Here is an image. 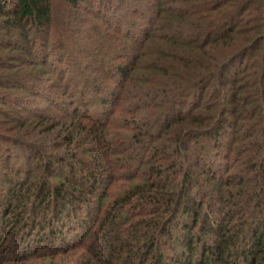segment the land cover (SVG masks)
I'll return each mask as SVG.
<instances>
[{
	"label": "trees",
	"instance_id": "trees-1",
	"mask_svg": "<svg viewBox=\"0 0 264 264\" xmlns=\"http://www.w3.org/2000/svg\"><path fill=\"white\" fill-rule=\"evenodd\" d=\"M138 1L147 3L150 26L133 43L118 26L114 46L105 47L115 53L111 63L117 75L107 74L115 86L89 91L74 79L61 86L66 73L47 80L50 53L36 56L33 42L48 39L54 23L51 1L0 0V144L25 147L38 166L42 162L47 178L35 196H52L55 208L42 237V230L27 234L10 227L5 235L13 224L6 222L1 258L11 252V264L68 254L74 248L13 256L23 245L22 236L44 246L63 238L67 226L69 235L72 220L80 219L73 213L78 204L107 199L104 187L116 181L122 182L120 193L103 216L91 220L99 224L88 249L92 257L84 254L88 260L76 264H97L99 255L109 264H264V0ZM66 2L75 12L85 4L93 10L89 0ZM106 36L114 38L110 32ZM44 81L52 84L50 95L33 87ZM93 90L96 95L88 97ZM104 93L108 97L101 99ZM27 98H44L52 105L63 101L69 107L60 117H53L51 108L35 113L24 103L12 107ZM97 102L110 107L105 119H79L80 110L88 115ZM39 132L56 135L46 146L56 155L33 140ZM225 147L221 167L223 160L218 164L212 158ZM64 148L83 165L77 173L72 163L62 162L72 187L50 183ZM209 167L224 174H209ZM196 189L199 198L193 195ZM15 208L10 205L9 211ZM24 215L20 211L14 228ZM180 218L182 233L175 240L183 249L166 263L161 246L173 239L172 225Z\"/></svg>",
	"mask_w": 264,
	"mask_h": 264
},
{
	"label": "rangeland",
	"instance_id": "rangeland-1",
	"mask_svg": "<svg viewBox=\"0 0 264 264\" xmlns=\"http://www.w3.org/2000/svg\"><path fill=\"white\" fill-rule=\"evenodd\" d=\"M50 1L54 13V23L52 27L49 28L50 37L48 39L44 37L38 38L35 40V42H33V45L36 43L35 49L37 50V57L43 58V56L45 57L46 54L50 53V62L44 68V71L49 73L46 79H50L51 77H53V74H58L59 72L66 73L65 81L64 83L60 84L61 86L66 85L69 79H74L80 81V83H84L85 85H87L89 91L90 88L97 89L101 87H105L108 88V90H111L115 86V82L109 80L107 78V74L113 76L117 75L116 69L111 63V60L115 53L114 51H112V49H106L105 47H107L108 43H110L112 47L114 46V41L115 39L117 40L118 37L116 35L118 26H123V33L127 31L130 33L132 38L127 39L129 43H133L134 40L142 37V29L149 27L152 19L151 16H148V7L146 8L145 6L147 5V3L138 0H89L90 4L93 5L92 11L87 8L85 4L82 5V8L79 11L75 12L68 5L66 0ZM105 21L110 22V26L105 25ZM109 32L114 35V38H107L106 34ZM14 40L15 39H13V41ZM54 83H56V81ZM33 87L36 88L35 91H40L36 93H41L42 91H44V95H50L49 92L52 91V84L48 81H44L42 83L34 82ZM76 89L77 86L75 85V83L70 85L71 91H75ZM53 91L55 94V90ZM56 92L59 91L56 90ZM89 94L90 96L88 97L96 95L95 91L94 93L91 92ZM105 97H108L107 93L101 94L100 98L105 99ZM20 103H24L28 109L30 108L35 113H41L44 110L51 108V115L53 117H60L63 114V111L65 109H68L67 107H69L68 104H64L63 101H60L55 105L48 104L47 100L44 98L23 99V101L20 102L16 101V103L13 104L12 107H20ZM109 110V105H104L97 102L96 105L91 107L90 113L88 115H85V110H80L79 119H82L84 122L89 121L88 119L92 118L93 120V118L97 117L105 119V116L108 114V112H110ZM7 112L8 115L13 117V114L9 110ZM115 119H120L119 115ZM37 134L38 136L33 140L40 143V145H43L45 152H48L50 154L53 153L56 155L57 152H54L55 150L46 147L54 143L56 135L50 136L48 133L43 132H39ZM227 139L228 137L223 140L222 145H226ZM57 141L61 145H66L65 143H62V140ZM71 149H73L74 151L76 147L73 146ZM225 152L226 147L219 149L215 152V154L213 155L214 158L212 159H215V162L219 164V161L222 162ZM30 155H32V152H28L27 150H25V147H22L20 145L14 146L12 144H0V234L2 232L1 229L3 230L5 228L7 221H12L13 224L16 222V219L19 218L17 216L19 215L20 211L26 214L23 216V222L19 223V225L22 226L19 227L18 225L19 229L18 227L16 229L14 228L16 225H8L5 230V235L9 234L8 230L10 227L16 232L20 230L27 234H30L29 232H31L32 229L33 231L35 229L34 233L42 230L41 236H39L42 237V234L44 235L47 233V231L44 229L46 227L48 218H53L55 208L54 201L51 198L52 196L47 197V199L43 197L37 198L35 196L38 186L44 183V178H47L46 170L43 169L42 162L38 166V161L36 160L35 156L30 157ZM58 157L59 162H55V170L53 171L54 174L53 177H51L50 183L51 185L57 183H66L68 187H72V184H69V181L67 180L68 177L70 179V175H68L69 169L66 164L62 162L65 159V161H67V164L72 163L74 168L77 170V173H79V170L83 168V165H80L77 161H75V159L73 160V157L67 153V149L65 148L58 152ZM78 159H80V157ZM225 163L226 162H224L223 160V164H220L221 167ZM215 169L209 167L207 171H209V174H224L223 169L220 170L219 167ZM56 172L61 173L63 176L60 174L62 177L57 178ZM79 176L80 174L78 175V177ZM78 179L79 178H76V180L74 181L77 182L79 181ZM121 185L122 182L119 181L114 182L109 187H107L108 185H105L104 188H106L108 192L107 199L96 197L90 199V202L88 201V203H83L82 205L78 204V212L73 210V213L75 215H79L80 219L76 217L77 219L72 220L73 226L70 227H72L73 231L69 230V235L67 231L69 226H67V228H64L66 230V233L63 235V238L62 236H59L58 239L55 240L54 244H44V246L41 243L37 246V244L33 241L34 237L28 238V236H25V238L23 239L22 236L23 245L22 247H19L18 251L16 250V253H13V256L17 255L19 252L24 251H38V253L40 251V253L43 254L44 252L64 251L67 247L74 248L70 252H68V254H59L56 256L50 255L44 256L42 258L31 256L24 262L15 264H76L77 261L85 263L88 260V257L89 259L92 257L88 249L90 248L89 245L91 246V244L93 243V239L91 238L92 234L96 231L99 225H94L91 220L94 217L103 216L107 209V205L114 199V197H116L120 193L119 187ZM208 185L209 186H205L206 190H209V194L213 193V185H211L210 182ZM193 191L194 196L198 195V198L202 196V194H200L201 192L198 189ZM13 196H15V198L17 199H13ZM11 197L12 199L10 200L9 198ZM13 204L16 208L12 211H9V206ZM215 205L219 207L220 204ZM68 207L70 208V210L74 208L73 205H69ZM182 220L183 218H180L172 225L171 230L174 234L173 239L167 240L168 243L161 246V251L165 256L164 261L166 263L171 262V256L174 255L176 251L178 252L183 249L178 246V240H175L176 237L182 233L180 229L182 227ZM84 222H87L86 225L88 227L82 226L80 224ZM210 238L211 236L209 235V239ZM24 242H30L32 243V245L24 246ZM100 245L101 243L99 244V246ZM4 246L7 245L0 242V264H11L10 262L12 261H8L11 260L8 259L10 254H12L11 252H7V254L4 256L5 259L1 258V251ZM84 254H87L88 257H86ZM104 257V255H99L98 258L95 259V262L97 264L98 262L99 264H109L108 262H105L107 260V257H105L106 260L104 259ZM171 264L176 263L171 262Z\"/></svg>",
	"mask_w": 264,
	"mask_h": 264
}]
</instances>
